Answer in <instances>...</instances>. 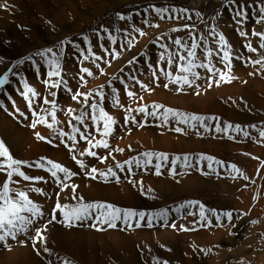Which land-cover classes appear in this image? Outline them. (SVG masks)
Returning <instances> with one entry per match:
<instances>
[{
  "label": "rangeland",
  "instance_id": "374dc122",
  "mask_svg": "<svg viewBox=\"0 0 264 264\" xmlns=\"http://www.w3.org/2000/svg\"><path fill=\"white\" fill-rule=\"evenodd\" d=\"M96 1H97V10L94 14L93 21L87 27L79 26L76 29H73L74 26L72 22H68L69 24H65V23L56 24L54 21V14L56 13V9L60 7L61 4L63 5L62 14L63 12H66L68 10L66 8V6L68 5H66L65 2L61 1V3H59L57 2V0H49L47 2L49 5L47 4V7H45L43 11H40L42 9L39 10V8L35 7L34 4L31 3L32 6H30V8H26L25 9L26 12L24 11V14L26 13L27 23L25 24V26H23V28L24 29L26 28V29L24 30L21 27H18L19 30L21 31L24 30L21 34L26 35L25 41L21 42L20 45L18 42L16 43L15 41L14 42H10V41H12L11 38L13 35L11 34L14 33L12 29L15 27V21L18 22L21 19V16L18 15V12H17L19 11L18 9L21 8V6L13 5L15 11L12 10L11 12L7 13L6 12L7 10H5V8L2 7L0 3V26H1L0 32L8 33L9 34L8 39L10 40L9 41V40L0 38V42L3 45L7 46V49L9 51L8 55H3V54L0 55V57L2 58V61L4 62L3 64L0 63V75L4 74L5 72H8L9 69H13V66L17 65L18 61L22 60L24 57L31 56L33 55V53L39 50H43L44 48H47V47L56 48V46L61 41H72L74 43L80 44L82 48L86 49L87 45L84 44L83 41L81 40V37L83 36H88L90 38L92 45L93 46L95 45V47H93L94 51L96 52L97 55L102 56V59L96 62L97 64L100 65V62L103 60L102 63L104 67L100 66L99 68V69H103V74H101V71L99 70V72L92 78V84H93L92 88H87V86L89 85L88 83L86 84L87 85L86 87H83L84 84H82L81 81L79 80V85L81 87V90H77L70 85L68 80H66L67 82L66 86L62 87L61 89L55 90L57 92V96L55 99L57 102L58 109L59 111L63 110L64 115L66 114V117L65 116L62 117L61 115H59V111H58L57 116L58 115L61 116L62 121L57 126L60 128H63L65 131H70V129L68 128L67 122L71 119V116L67 113V109L69 108L74 109L76 111V114H79V111L83 109L84 107L82 103H79L72 98L74 92H77V91L88 92V91H94V90L102 88L103 91L106 93V99L104 101L103 106L105 107L106 111H108L111 115H113L114 108H118V107H114L112 102L110 101L112 100V95H111V88L109 87V81H111V86L116 87L117 89L120 87L124 95L128 97L126 95L124 86L119 83V78H124L125 81L129 84L128 90L133 91L134 93H137L136 100L139 101V97L143 96V92H142L143 89H141L139 85H137L134 81L128 80L127 79L128 75L133 74L135 75L137 79H139L141 82L146 84V76H145L146 73L144 75V70L146 69L149 71L148 64H152L153 66L157 65L158 57L161 51H163V49H161L160 47V44H168L169 49L175 51L176 50L175 46L171 44V40L176 39V38L187 39L188 33L186 30L173 31V29H176V28L182 29L185 24H195L196 29H197V34L208 37L209 47H213L215 43L212 40V37L209 35V29L215 26L218 31H222L223 34L226 35V38L228 39V41L233 47V56L241 57V59H234L232 62L231 76L233 78L231 79V81H235L234 78L236 77L239 78L238 75L242 74L244 75L243 76L244 79L242 78V81H241L242 88L248 91L253 90V92H256L257 95L259 96L263 95L261 94V91H259L258 86H260L259 84H262V82L264 81V69H261L260 66L253 67L251 63L249 62L250 60L257 59L258 56L257 54L247 52L245 48V44L248 41H246L242 37L244 40L242 43L239 44L235 40L234 36L241 37L239 35L240 26H238L234 22L233 11L230 7L226 6V0H127V1L126 0H121V1L120 0H114V1L96 0ZM262 2H264V0H237V3H244V4H257L258 5L259 3H262ZM153 6L167 7L170 10L172 8L187 9L188 13L192 14V20L186 19L184 17V14H181V18L176 19L175 13H173V16H174L173 19L169 20L166 15L165 19L161 20L159 17H157L156 13L152 11ZM145 9H147L148 11H145ZM196 12H200L203 15L204 21L206 23L196 18L195 16ZM118 13L123 14L125 16L126 14H128L127 16H132L133 23H131L132 21L129 23L127 21L118 20L117 18ZM137 13H139V15H137ZM218 13L219 15H217ZM145 16H147L146 20H148L149 22L147 25L144 24L143 22L144 20L142 21V19L145 18ZM257 16H258V13L255 10L250 9L249 18L247 22L243 25V30L249 33V40L251 41L254 47L258 45V38L252 37L251 32L253 30L257 32L264 31V26L255 23ZM4 17H7L6 20H4L5 19ZM213 17H215V19H213ZM156 19L158 23L152 24L151 22H154L152 20L156 21ZM220 20L221 22H219ZM119 25L120 27H118ZM130 25L141 29L145 33V35L140 36L137 32H133V31L131 32L133 27L132 26L130 27ZM151 25H159V27H153ZM116 26L119 29L122 27L119 33L116 32L115 30L117 28ZM223 26H225L226 28L223 29L224 28ZM147 27L150 29H148ZM103 28H107L109 32L113 36H115L116 39H118L117 45L111 44L106 39L108 33L102 32L101 30ZM125 28H129V29H125ZM97 32H101V35L105 37L103 41L98 42V38L96 36ZM127 32L131 33V35L127 36L128 34ZM149 32L151 33L154 32V34L150 33L151 35H149ZM21 34H19V36ZM92 35H93V38H91ZM123 35L124 36L126 35V36L124 37ZM131 37L133 38V40ZM95 38L97 40H95ZM127 39L132 40L133 47L129 46L128 44L126 45L128 41ZM135 41L136 42L139 41L141 43L139 45V47L141 46L140 48L137 47L139 42L136 43ZM99 43H103L104 46L109 49V52L119 51L120 52L119 58H114L112 55L104 53L103 50L99 47ZM123 43H125V45ZM65 47H66V55L63 60L64 79H67L65 75L66 73L65 63L68 57H71L72 60L74 56H76L77 58L76 62L75 63L73 62V63L76 66V73H77L78 79H79V75L82 74L80 72V69L82 67H88L90 70L94 71L92 66L90 65V60H87V61L83 60L80 53L77 52L75 48H72L71 45H65ZM125 48H128V51ZM259 54L264 56V50H261ZM107 55H109L108 62L104 61V57H106ZM111 58H112V61H110ZM34 59L39 61V57H34ZM130 60H136L137 63L129 65ZM29 63L30 62H25L24 64H21L18 67H15L13 70L16 72L17 74L16 76H12L11 73H9L10 79L12 82L10 85L6 87V91L4 93H0V104L4 105L3 108H0L2 110V114L5 117L11 118V120L14 123V126L18 129L17 132L14 134L16 141L19 142L26 134L29 133L31 137H33L35 140L39 142L33 145L21 144L19 147L16 148V151L13 153H12V148L10 146L5 145L9 149L10 153L13 155L14 158H17L23 161H28V162H35V161L40 160V158H48L55 162H59L63 166L68 167L72 172L76 173V175L72 178L71 181H69V183H74L78 185L76 189V195L82 196L84 200L87 202L104 201V202H108L113 205L119 206L121 208H128V209H133L137 211H145V212H153V211H157L160 209L168 208L170 210L169 224L174 223L176 225L175 228H172L170 226H165L163 221H154V226L151 228H148V227L137 228L133 224L132 228H128L129 229L128 233L134 236L135 238H137L138 240L143 239V240H140L141 242L142 241L144 242L145 240L144 238L148 239V235L144 231L149 232V231L160 230L162 231V233L165 234L166 231L168 230L169 231L174 230L176 234L178 233L179 234H182V233L191 234L189 235L191 237L188 238V241H189L188 242V245H189L188 256L189 257H187L188 262L184 263L182 262V260L180 259L178 260L177 258H175L174 252L168 249L167 246H165V242H163L162 240L159 241V239L154 238V243L155 244L157 243L156 244L157 246H159V242L162 241L160 244L161 247L159 246L160 248H158L160 251L159 250L157 251L158 254L153 253L155 251L151 249L147 243H140L138 241L139 243L137 242V244L135 245V251L137 253L136 256L138 257L140 264H152L154 258L159 259L161 261H167L168 264H264V158L261 157L260 154L255 156V154H252L248 149L246 150L239 149L236 152L224 153L225 158L223 159V158H218L216 156L217 154L211 150L209 151L202 150L203 154L206 153V155L213 156L214 158L219 159L225 162L226 164H235L248 177L247 180L243 179L242 177H238L237 179L233 181V179L229 177L228 173L225 172L223 168L220 169L221 174L219 176L202 175L199 171L195 169L193 170V168L187 169V170H191V172L195 171L194 172L195 175L197 174L198 176L197 175L196 176L198 178L200 177L201 179L203 178V180H206L207 183L210 181V182H213L214 184V183H217L219 181H224V180H226V182L228 183L230 182V184L233 183L234 187L231 189L228 188L225 191L221 189L220 190L213 189L212 188L213 185L211 186L205 185V188L203 190L199 188L200 190H197L193 193L192 191L188 192V189L190 188H186L187 186L184 184L185 182H183L185 180L181 179V174H179L181 173L179 172V169L181 167L179 163L177 164L176 170L178 174L176 175H172L168 167H162L161 169L162 174L159 176L155 175L154 170H151V169L147 172H141V171H137L134 169V171H136V174L133 178L136 180L143 181V185L145 188H150V187L145 185L144 178L146 181H151L152 179L151 183L154 185V187L151 188L153 189V192L151 193V195H154L156 199L149 198L148 194H142L138 187H134L133 184L128 183L127 179L125 178V173L119 172L118 169H117V172L121 178V182L119 184L115 183L113 180H109V182L105 183L103 182V179L99 177L95 180L91 179L90 176L86 175L85 171L80 169L79 166L75 163V161H73L72 154L68 151L67 148H65L62 144H60L59 139L54 138L55 134L52 132V130L48 129L47 127L43 125H37L35 129H33L30 126L33 120V117L31 116V113L26 106L25 100L20 95L22 86L19 84V77L21 76L25 77L26 80L29 82L30 75L24 68V67H27ZM120 63H123L121 64L122 67H120L121 66ZM214 63L217 64V67L223 68V64L221 66L220 65L221 63H219L218 60H214ZM121 69H123L122 72H121ZM172 71L174 72L176 71L175 66H173ZM199 71L201 72L202 79L198 80L196 83L199 84L200 87L198 89H193V88L185 89V92L188 91V93H191L193 96H195V98L200 97L201 95H203L204 97H208L209 95L208 92L214 91L213 87H215V90L217 89L219 90L220 87L223 89L227 83L231 84L230 83L231 81L230 82L221 81L219 82V86H217L216 83H213L211 87H208L207 80L203 78V77H207L208 73L203 69ZM149 72L151 73V71ZM36 76H37V79L39 80L38 84L44 86L45 88L43 81L46 79V75L41 74V73L40 74L36 73ZM113 76H116L118 79L112 80ZM85 78L86 80H89L91 77L86 76ZM100 80L101 82L99 83ZM97 84L99 85V87ZM12 85L14 89L11 91H8L9 87ZM146 85H148V87H153V83L146 84ZM171 86L174 87V85H170L168 88H165L166 91H169L171 89ZM197 91L200 93L199 95L196 94ZM118 92L119 94H121L119 90ZM179 93H182V92H179ZM41 96L42 97L48 96L49 99H52V97L49 96L48 92L45 93L44 95L42 93ZM63 96L65 97L64 101H63ZM66 99H68V102H66ZM93 99H98V97H94ZM237 99L234 97L229 99V102L231 104H234V107L232 108L236 109L240 107L239 105L242 103L243 97L239 95ZM120 100H121V104L124 105V107L120 108L122 109L120 114L122 113L124 115L122 119L120 118L121 122L118 121V118L113 115L114 118L117 120V124L115 125L113 134L108 138L110 149L108 150L104 149L106 152H103V153H102L103 148L94 149V151H96L99 156H106V155H109V152H111V155L109 156L108 160L101 163L100 161H98L97 159L93 157H88V156L79 157L78 156V158L82 159L86 165L90 167H96L100 169L101 171L106 170V168L110 166L114 167L117 162L123 163L126 160L132 159L133 157H136L145 151L159 152L156 146V144L159 141L155 139H157V137L160 135H166V134L168 136L173 137V135L171 134L172 132H174V130H170L169 127H166V128L169 129L171 132L169 130H167L166 132L164 129H161V128H160L161 131L160 132L158 131L159 128L157 127H160L158 126L160 123L158 120H154L151 117H148L147 124H143L144 117L143 115H141V118H139L138 117L139 113L137 112H132L131 115L135 116V118L138 121H141L142 126H137L136 124H132V123H128L126 125L124 122V117L127 115V113L125 112V108H128V106L131 105V107L135 109L139 107L140 105H147L150 111L151 104L147 101H144L146 102L145 104L143 101H139V103L140 102L141 103L138 105V101L136 102L130 97H129L128 103L122 102L121 95H120ZM13 101L15 102V107L13 106ZM89 102L91 103L92 100L90 99ZM207 102H211V101L208 100ZM64 103H69L71 105L65 108L62 106V105H65ZM72 103L73 104L75 103V105L77 106L73 105ZM222 105H225V104H222ZM222 107H225V106H222ZM242 107L244 108V105H242ZM16 108H19V110L24 113L26 112L25 117H20L18 114H16V110H15ZM240 110L243 113H246V115L250 118L246 122L241 121L238 123L239 125H241L243 128H245L249 132L250 138H244L242 134L236 135V137L238 136L241 137L242 140L240 142L243 143V145H245L246 143H247L246 145L251 144L250 146L260 147L261 151H264V144L258 143L255 141V139H253V138L258 137V133L250 127L251 125H256L257 127H264V112L262 111V108L256 105H250L248 107V111H246L245 109H240ZM216 117L220 118V123L223 126L225 124L224 117L220 115ZM63 118H66V119L63 120ZM73 123H75V121H73ZM209 126H213L211 122H209ZM180 127L184 128L185 126L180 125ZM201 130L204 131L203 128H200L198 129V133L201 132ZM121 131H122V134L118 135L117 132H121ZM143 132L147 134H145L142 137H138V138L134 136V133L137 135ZM154 132H156L155 135H154ZM37 133H39L41 136L45 137L46 139L45 140L38 139L36 135ZM210 133H212V136L210 135L209 139L215 136L219 138L223 137L222 134L215 133L214 131ZM97 139H100V137L97 136ZM127 139H129V141H127ZM47 140H52L53 143L50 144L47 142ZM0 141H3V135H0ZM40 145H46L47 148L49 149L65 151L68 153V156L64 160H61L59 156L54 157L50 155L46 150H41L39 148ZM76 147H77V152H78V148L81 147V150H83L85 149L86 144L85 142L81 141ZM116 149H123V152L116 151ZM202 152L200 151L199 153H193V154L186 152L183 155L187 154V155L196 157L197 154L199 156L202 154ZM168 154L170 158L173 157V155L174 156L177 155V154H171V153H168ZM153 163H155V161H153ZM249 168H251L252 170H250ZM25 171H27L28 174L32 176L47 177L48 175L42 170L25 169ZM2 177L3 175H0V183L3 182L4 177L3 178ZM162 179L167 180V182L169 183L168 185L169 187H166L167 189L155 186L156 182L161 181ZM98 184H101L104 187L105 186L116 187L117 185H124L125 189L128 191L127 198L121 196L123 203L125 205L116 204L112 202V200L106 201V200H103L102 197H99L95 193L96 188L95 189L93 188V187H96ZM234 184H236V186ZM33 186L42 187L48 193L47 197H42L36 194L31 195L32 199L40 202L41 207L45 212L44 219L40 221V223L42 224L47 223L48 219L50 218V212L53 209L54 203L57 199L56 192L59 190L50 180H49V183L47 184H39V185H33ZM183 186H186V187H183ZM181 192H184V193L180 194ZM174 194L175 195L178 194L177 197H174L175 196ZM70 197H71V189H69L67 192H61L59 196V200L61 203H70L71 202ZM189 200L200 201L210 209L233 211L234 217H233L232 224H228L227 221H224L225 226H207L206 225L204 227H201L198 223H195V220L197 219L196 217L187 216V217L182 218L181 216H178L175 213L171 212L172 208H174L180 203H183ZM235 214H243V215H239V217H237V215ZM60 218H61L60 214L57 213V219H60ZM213 221H214V218H213ZM252 221H257V223L253 224ZM91 224H92V221L89 220V221H83V222L74 224L72 227H66L64 224L53 222L52 224L48 225V230L46 232L47 247L51 250V253H52L51 255L43 252L40 244L37 243L34 246L32 238H31L32 233H29L27 235L18 236L17 240H9L7 245L0 244V258H2L3 260L6 253H13V249L17 248L18 250H20L19 252H16L19 255V257H17L18 259L15 260L17 264H35V263L36 264H49V262H51V264H62V258L67 257L69 259V257L67 255L64 257L63 256L61 257L60 255L57 254L58 257L55 258V256H57L55 254L58 252L56 250L52 252V249L49 247L50 244H48V241L55 242V239H58L55 235L56 232L60 233L61 230H65V231L66 230L67 231L80 230L81 232L89 230L92 232H96L98 234H103L104 232L111 231L112 229L116 227V226L108 227L107 225H103L101 227V225L99 224L96 227H91L90 226ZM233 224L235 225L234 227L232 226ZM98 228H100V230H97ZM182 228H189V229H195V230L183 231ZM138 231L141 233H139ZM206 235L208 236L210 235V236L208 237ZM202 248L208 251H201ZM36 249H41L39 255L37 254ZM120 255L122 256L128 255L127 258H129L132 256V253L131 252L128 253L122 250V253ZM115 259L116 257H113V255H111L109 262H111V264H120L118 262L119 259H116L117 261ZM70 260L74 264V261L72 259ZM9 261H10V264H15L14 260H9ZM80 261H81V264H83L84 261H82L81 259V253H80ZM1 262H4V261H1Z\"/></svg>",
  "mask_w": 264,
  "mask_h": 264
},
{
  "label": "snow or ice",
  "instance_id": "6c2138e0",
  "mask_svg": "<svg viewBox=\"0 0 264 264\" xmlns=\"http://www.w3.org/2000/svg\"><path fill=\"white\" fill-rule=\"evenodd\" d=\"M226 6L230 7L233 11V20L240 26L239 35L246 41L245 48L248 53L257 54L258 58L250 60L249 62L253 67L260 66L264 69V56L260 55V51L264 50V31L257 32L252 31L251 36L258 38V45L254 47L249 40V33L243 30V25L249 18V11L255 10L258 16L255 20L256 24L264 26V2L257 4H244L237 3V0H226ZM2 7L7 10L6 4ZM145 11H148L145 9ZM152 11L161 19L167 18L173 19V13L175 18H181V14L188 20H192V14L188 13L187 9L184 8H172L171 10L167 7H152ZM139 15V13H137ZM219 15V13L217 14ZM195 16L202 22L204 17L200 12H196ZM117 18L120 21H131L132 16H125L123 14H117ZM215 19V17H213ZM148 24V20L143 21ZM206 23V22H205ZM153 27H159V25H151ZM116 32L120 29L117 27ZM186 30L188 33L187 39L176 38L171 40V44L175 46V51L169 49L168 44H160L161 51L157 65L153 66L148 64V68L152 73V79L154 82H158L161 74L167 81L164 84L165 88L170 85L175 86V90L184 92L186 88L198 89L200 87L196 82L202 79L201 72L203 69L208 73L207 77H203L208 82V87H211L213 83L219 86V82H230L233 78L231 76L232 62L234 59H241L239 56H233V47L223 34L222 31H218L215 26L209 29V35L215 42L213 47H209V39L206 36L198 35L195 24H185L183 28H176L173 31ZM104 33H108L106 39L113 45L117 44V39L113 36L107 28L101 30ZM133 32L139 33L140 36H144L145 33L133 26ZM127 35H131L128 33ZM96 36L99 41L105 39L101 35V32H97ZM87 48L84 49L80 44L72 41H61L56 48L47 47L43 50H39L31 56H26L22 60L18 61V67L25 62H30L32 67L35 69L37 74H40L41 68L45 69L46 79L43 81L45 88L48 90V96H41L37 90L28 83L25 77H19V84L22 86L20 95L25 100L26 106L29 109L33 120L31 127L35 129L37 125H43L48 129L52 130L55 134V139H59L68 151L72 154V159L79 166L80 169L84 170L86 175L90 176L91 179L102 178L103 182L107 183L109 180H113L119 184L121 182L120 175L117 172L125 173L127 182L133 184L134 187H138L142 194H148L149 198L156 199L154 195H151L153 189L145 188L143 181L136 180L133 177L136 171L147 172L150 169L154 170V174L161 175L162 167H168L172 175L177 173V164L182 168L188 169L193 168L199 171L202 175H216L219 176L220 169L223 168L228 173L229 177L233 180L238 177H242L247 180L248 177L238 168L235 164H226L225 162L216 159L210 155L201 154L193 157L191 155H175L169 157V154L164 152H153L145 151L132 159L126 160L123 163L117 162L114 167H107L106 170L101 171L96 167H90L84 163L79 157L88 156L93 157L101 163L108 160L109 155L99 156L94 149L103 148L105 150L110 149L108 138L113 134L117 120L106 111L104 101L106 99V93L102 88L88 91V92H74L72 98L83 104V109L76 114L74 109H67V113L71 116V119L67 122L70 131H65L63 128L58 127L60 123L58 120L57 113L59 111L55 90L61 89L66 86L67 82L64 79L63 60L66 55L65 45H71L77 52L80 53L83 60H91L93 64L99 69L100 65L96 61L101 60L102 56L97 55L93 49V45L88 36L81 37ZM127 44L132 45V40H128ZM99 47L104 53L112 55L114 58H119V51L109 52V49L104 46L103 43H99ZM167 54V55H166ZM39 57V61L34 59ZM214 60H218L219 63L223 64V68L217 67ZM2 62V61H0ZM42 62V63H41ZM137 63L136 60H130L129 65ZM247 63V62H246ZM175 66L176 71L173 72L172 68ZM13 69H9L8 72L0 75V93L6 91V87L11 84L9 73L12 76H16V72ZM226 69V71H225ZM103 74V69H100ZM123 69H121V72ZM82 73L79 75V80L82 84L86 85L88 81L87 77H93L94 73L88 67H82L80 69ZM218 78V79H217ZM116 76L112 77V80H117ZM128 80L134 81L139 87L145 91H151L148 85L141 82L133 74H129ZM119 83L124 86L126 95L133 100H136L137 93L129 91V84L124 78H119ZM109 87L111 88L112 104L114 107L122 108L120 94L116 87L111 86L109 81ZM197 95L200 93L197 91ZM98 97V99H93ZM90 99L92 102L90 103ZM140 100L143 97H139ZM15 107V102L13 101ZM4 105L0 104V108ZM16 114L20 117H25V113L16 108ZM162 110V111H161ZM127 115L124 117V122L136 124L142 126L141 121H138L135 116L131 115L132 112L142 114L144 117L143 124H147L148 117L154 120H158L160 127H169L170 130H174L177 133L185 132V128H191L193 131L203 128L205 132H212L223 134L228 139H235L232 135H241L244 138H250L249 132L241 125H233L231 123H225L223 126L220 123L219 117L205 116L194 113H187L171 107H165L161 104L151 105V110L147 105H140L135 109L125 108ZM75 121V123H73ZM90 122V124H89ZM209 122H214L213 126H209ZM91 125V126H90ZM175 125V127H173ZM180 125H184L182 128ZM82 126V127H81ZM258 133L256 142L264 144V127H257L256 125L250 126ZM40 140L46 138L41 136L39 133L36 134ZM97 136L100 139H97ZM79 137V139H78ZM85 142V149L77 152V145L81 142ZM48 143H53L52 140H47ZM71 142V143H69ZM116 151L123 152V149H116ZM155 161V163H153ZM206 162V163H205ZM25 169L42 170L47 173L45 176H32L28 174ZM126 170V171H125ZM182 174V173H179ZM0 175H3V182L0 183V244L7 245L9 240H17L20 235H27L32 233L33 245L40 244L43 252L51 255V250L47 247V236L48 225L55 223L64 224L66 227H72L74 224L83 221H92L91 227H96L98 224L107 225L108 227H115L116 222L119 221L121 224L132 228L133 224L135 227H148L154 226V221H163L165 226L175 228L174 223L169 224L170 210L168 208L160 209L153 212L137 211L128 208H121L104 201H91L87 202L82 196L76 195V189L78 185L69 183L76 173L72 172L68 167L63 166L59 162H55L48 158H40L35 162L23 161L14 158L10 153L9 149L5 146L3 141H0ZM49 180L59 190L56 192V201L54 207L50 212V218L47 223H40L44 219L45 212L41 207L40 202L35 201L31 198L32 194H36L42 197H47L48 193L39 186V184H47ZM71 189L70 203H61L59 196L61 192H67ZM171 212L178 216L196 217L195 223H198L201 227L204 226H225L224 221L228 224H232L234 213L230 210H216L210 209L200 201L189 200L178 204L171 209ZM57 213L60 214V219H57ZM237 217L243 214H235ZM214 218V221H213ZM215 222V223H214ZM253 224L257 221H252ZM235 226L234 224L232 225ZM97 230H100L98 228ZM183 231H190L195 229L182 228ZM195 248V246H194ZM37 254H40L41 249H36ZM201 251H208L201 249ZM51 264V262H49ZM62 264H73V262L67 257L62 258ZM152 264H168L167 261H161L154 258Z\"/></svg>",
  "mask_w": 264,
  "mask_h": 264
},
{
  "label": "bare ground",
  "instance_id": "6f19581e",
  "mask_svg": "<svg viewBox=\"0 0 264 264\" xmlns=\"http://www.w3.org/2000/svg\"><path fill=\"white\" fill-rule=\"evenodd\" d=\"M48 1L49 0H0L1 5L6 4L8 6L7 11H6L7 13L11 12L12 10H14L13 5H15V6L16 5H20L21 6L20 9L16 8V9L19 10L17 12H18V15L21 16V19L18 22L15 21V27L12 29L14 33L11 34V35H13L12 38H11L12 41H10L8 39L9 38V34L8 33H4V32H0V38H3L5 40H9L10 42H14V41L16 43L18 42L19 45H20L21 42H24L26 35L25 34H21V33L26 29V28L25 29L23 28V26H25V24L27 23L26 13L24 14L25 9L26 8H30V6H32L31 3H33L35 7L39 8V10L42 9L40 11H43V9L45 7H47V4H48L47 2ZM61 1L65 2L66 5H68V6H66V8L68 10L66 12H63V14H62V6H63L62 4H61L60 7H58L56 9V13L54 14V21H55L56 24H62V23L69 24L68 22H72L73 26H74L73 29H76L79 26H84V27L86 26L87 27L93 21L94 14H95V12L97 10V1L96 0H57V2H59V3H61ZM112 1H114V0H112ZM107 3H105V4H107ZM53 5H54V3H53ZM108 5H110V4H108ZM127 15L128 14H126V16ZM40 16H42V15H40ZM146 17L147 16H145V18H143L142 21L146 20ZM4 18H5L4 20H6L7 17H4ZM152 21H154V22H151L152 24L153 23H158L157 19H156V21L155 20H152ZM127 22H129V21H127ZM219 22H221V20ZM131 23H133V21ZM137 25H138V23H137ZM2 26H4V25H2ZM131 26L132 25H130V27ZM18 27H21L24 30L21 31V30L18 29ZM118 27H120V25ZM125 27H126V25H125ZM127 27H128V25H127ZM223 27H224L223 29L226 28L225 26H223ZM125 29H129V28H125ZM148 29H150V28H148ZM153 30H151V31H153ZM131 32H132V30H131ZM127 33H129V32H127ZM150 33L151 32H149V35L154 34V32L151 33V34ZM19 34H21V35L19 36ZM27 34H28V32H27ZM229 37H231V36H229ZM234 37H235V40L239 44L242 43L243 40H244L242 37H239V36H234ZM91 38H93V35L91 36ZM149 38H150V36H149ZM95 40H97V39L95 38ZM121 40H123V39H121ZM132 40H133V38H132ZM140 41H142V40H140ZM138 42H136V43H138ZM123 44L125 45V43H123ZM140 44L141 43L139 42L138 46H137V44H136V46L139 47ZM126 45H127V43H126ZM134 46H135V44H134ZM93 47H95V45ZM125 49H127V51H128V48H125ZM24 50H25V48H24ZM133 50H134V48H133ZM69 52H71V51H69ZM122 52H124V51H122ZM1 54L8 55L9 51L7 49V46L3 45L0 42V55ZM128 58H129V56H128ZM76 59H77L76 56L73 57V60H72L71 57H68L66 59V63H65L66 73H65V75H66L67 79H65V80H68L70 85L73 88H75L77 90H81V87L79 85V79H78L77 73H76V66L74 64L76 62ZM0 61H2L1 57H0ZM104 61H106V62L109 61V55L104 57ZM110 61H112V58L110 59ZM102 62H103V60L100 62V66L104 67ZM120 62H121V60H120ZM0 63L3 64L4 62L2 61ZM121 64H123V63H120V65ZM90 65L92 66V68L94 70L93 73H94V76H95L99 72L100 69H98L95 66V64H93L91 62V60H90ZM220 65L222 66V64H220ZM25 66H27V65H25ZM120 67H122V65ZM24 68L26 69V71L30 75L29 76L30 79H29L28 83L30 85H32L37 90L38 93H40V94L43 93V95L45 93H47L48 92L47 89L44 88V86L38 84L39 80L37 79V76H36V73H35V69L32 67L31 63H29V65L27 67H24ZM254 70H255V68H254ZM149 71L146 70V69L144 70V75L146 73V75H145L146 76V84L153 83V87H149L151 89V91L142 90L143 96H141V97H143V99L142 100L139 99V101H143V102L147 101L151 105H153V104H161V105H164L165 107H171L173 109H177V110L184 111V112H187V113H194V114H200V115H205V116H214V117L220 115V116L224 117L225 123H231L233 125H236V124H238L241 121L242 122H244V121L246 122L247 120L250 119L246 115V113H243L240 109H245L246 111H248V107L250 105H256V106L261 107L262 111L264 112V81L262 82V84H259L260 86H258L259 91H261V94H263L262 96L261 95L260 96L257 95V93L253 92V90H251V91L250 90L249 91L248 90H244L242 88V86H241V81H242V78H243L244 75H242V74L238 75L237 74L239 78H237V77L234 78L235 81H231L230 82L231 84L227 83L223 89L220 87V89H222V90H220V89L218 90L217 88H216L217 90H215V87H213L214 91H209L210 93L206 90L208 92V94H209L208 97H204L203 95H201L200 97L195 98V96H193L191 93H188L187 90H186L187 92L184 91V93L183 92L179 93V91L175 90V86L174 87L171 86V89L169 91H166V89L164 87V84L167 81L164 79L163 75L158 73V75L160 76V79H159L158 82H154L153 79L151 80L152 73H150ZM239 72H240V70H239ZM40 73L41 74H45V69L41 68V72ZM108 75H109V73H108ZM247 76H248V74H247ZM93 77H91L90 79L88 78L89 80H87V81H88L89 85L88 86L84 85L83 87L87 86V88H92V86H93L92 78ZM251 77H252V75H251ZM100 82H101V80L99 81V83ZM242 83H244V82H242ZM98 87H99V85H98ZM13 89L14 88H13V85H12V86L9 87L8 91H11ZM118 90L121 93L120 95H121L122 102L128 103L129 102V97H126L124 95V93H123V91H122V89L120 87L118 88ZM142 92H140V93H142ZM239 95H241L243 97L242 103L240 102L241 104L239 105L240 107L236 108V109L232 108V107H234V104H231L229 102V99H231L232 97L237 99V97ZM64 100H65V97L63 96V101ZM108 100H109V98H108ZM208 100H210L211 102H207ZM110 101H112V100H110ZM135 101L137 102L138 100H135ZM139 101H138V105L141 103V102L139 103ZM66 102H68V99H66ZM145 103L146 102H144V104ZM64 104L65 105H62V106L65 107V108L69 107L71 105L69 103H64ZM222 104H225V105H222ZM73 105H75V103ZM242 105H244V108L242 107ZM75 106H77V105H75ZM222 106H225V107H222ZM128 108L134 109V108L131 107V105L128 106ZM121 110L122 109H120V108L119 109L118 108H114V111H113V115L118 118V121H120V118L122 119V117L124 115L122 113L120 114ZM262 111H260V112H262ZM63 113H64L63 110L59 111V115H61L62 117L63 116L66 117V114L64 115ZM59 115H58V120L61 122L62 118ZM141 115L142 114H138V117L141 118ZM260 115H262V114H260ZM65 119L66 118H63V120H65ZM211 124L214 125V122H211ZM173 127H175V125H173ZM157 128H159V130H158L159 132L161 131L160 128L164 129L166 132H167V130H169L166 127H157ZM17 130L18 129L14 126V123L11 120V118L5 117L2 114V110L0 109V135H3V142L5 143V145L10 146L12 148V153L15 152L16 148L19 147L21 144L33 145V144L39 143L37 140H35L33 137H31V135L29 133L26 134L19 142H17L15 137H14V134L17 132ZM152 133H153V131H152ZM155 133L156 132H154V135H155ZM117 134L121 135L122 131L121 132H117ZM145 134H147V133L143 132V133H139L137 135L134 133V136L136 138H138V137L144 136ZM171 135H173V137L168 136L166 134V135H160V136L157 137V139H155V140L159 141L156 144L157 149H158L159 152H164V153L166 152L167 154L171 153V154H177V155L181 156V155H183L186 152L193 154V153H199L200 151L202 152V150H206V151L207 150L208 151L211 150V151H213L214 153L217 154L216 156L218 158H223L224 159L225 158L224 153L236 152L239 149L240 150L241 149H245V150L248 149L252 154H255V156L260 154L261 157L264 158V151H261L260 147L250 146L251 145L250 142H249L250 145H246L247 143L245 145H243V143L240 142L242 140L241 137H239V136L236 137L235 133L232 134V135L235 136V139H228V137L226 135H223V134H222L223 137L219 138V137L215 136V137H211L209 139L210 135L212 136V133H210V132H205V131L201 130V132L196 133V131L193 132L191 128H187V129L185 128V132L177 133V132L174 131V132H172ZM127 141H129V139H127ZM39 148L41 150H46L50 155H52L54 157L55 156H59V158H61V160H64L68 156L67 152L61 151V150L49 149V148H47L46 145H40ZM79 151H81V147L78 148V152ZM103 152H106V151L104 149H102V153ZM202 154H203V152H202ZM211 154H213V153H211ZM205 155H206V153H205ZM197 156H198V154H197ZM248 167H250V166H248ZM249 169L252 170L251 168H249ZM179 172L182 173L181 174V179L185 180L183 182H185L184 184L187 186V187L186 186H183V187L190 188V189H188V192L192 191V193H193V192H195L197 190H200V189L203 190L205 188V185H209V186L213 185L212 186L213 189H219V190L221 189L223 191H225L228 188L231 189V188L234 187L233 183L230 184V182L228 183V182H226V180L219 181V182L214 183V184H213V182H210V181L207 183V181L203 180V178L202 179H201V177L198 178L197 177L198 175L196 174L197 175L196 176L195 173H194L195 171L191 172V170H187V169L182 168V167H180ZM169 178H170V176H169ZM151 181H152V179H151ZM151 181H146L145 178H144L145 185L149 186L150 188L154 187V185L151 183ZM168 185H169V183L167 182V180L162 179L161 181H157L155 186L156 187H161V188H166V187H169ZM234 185L236 186V184H234ZM188 186H190V187H188ZM93 188L94 189L96 188L95 189V193L99 197H102L103 200H106V201L112 200V202H114L116 204L125 205L123 203V200H122L121 196L127 198L128 191L125 189L124 185H117L116 187H114V186H112V187L111 186H105L104 187L103 185L98 184L96 187H93ZM184 192H181L180 194H182ZM170 194H172V193H170ZM177 195H175L174 197H177ZM163 201H164V199H163ZM152 206H150V207H152ZM128 230H129L128 227L123 225V224H121L119 221H117L116 227L114 229H112L111 231L104 232L103 234H98L96 232H92V231H89V230L88 231H82V232L80 230H69V231L61 230L60 233L56 232V234H55L58 239H55V242L48 241V244H50L49 247L52 249V252L54 250H56L58 252L55 255L58 254L61 257L62 256L64 257V256L67 255L69 257V259H72L74 261V264H81L80 253H81V259H82V261H84L83 264H111V262H109L111 255H113V257H116V259H119L118 262L120 264H140L139 260H138V257L136 256L137 253L135 251V245L137 244V242L139 241L140 243H147L150 246V248L155 251V252H153V251L152 252L155 253V254H158V252H157L159 250L158 248L161 247L160 244L163 241V242H165V246H167L168 249H170V250H172L174 252V257L175 258H177L178 260L179 259L182 260V262H184V263L188 262V259H187V257H189L188 256V253H189V245H188L189 241H188V238L191 237V236H189L191 234H188V233L187 234L186 233L179 234L177 232L179 234L178 235V234H176V232L174 230H171V231L168 230V231H166L165 234L162 233V231H160V230L149 231V232L144 231L148 235V239L144 238L145 239L144 242L143 241L141 242L140 240H143V239H139L138 240L134 236L130 235L128 233ZM131 232H133V231H131ZM139 233H141V232H139ZM219 233H220V231H219ZM213 235H215V234H213ZM206 236H208V235H206ZM204 237H205V235H204ZM216 237H217V235H216ZM154 238L159 239V241L162 240L161 242H159V246L160 247L156 245L157 243L156 244L154 243ZM122 250L125 251V252H128V253L131 252L132 256L127 258L128 255L127 256L120 255L122 253ZM19 251L20 250H18L17 248H14L13 249V253H6L4 258H3V260H2V258H0V264H10L9 260H14V261L17 260L18 259L17 257H19V255L16 252H19ZM58 255L55 256V258L58 257ZM1 261H4V262H1ZM59 263H61V262H59ZM15 264H17L16 261H15Z\"/></svg>",
  "mask_w": 264,
  "mask_h": 264
}]
</instances>
